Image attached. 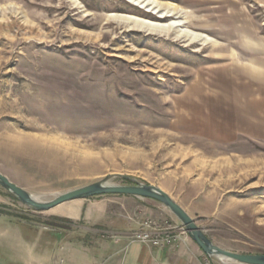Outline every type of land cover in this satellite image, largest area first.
I'll use <instances>...</instances> for the list:
<instances>
[{
  "label": "rangeland",
  "instance_id": "obj_1",
  "mask_svg": "<svg viewBox=\"0 0 264 264\" xmlns=\"http://www.w3.org/2000/svg\"><path fill=\"white\" fill-rule=\"evenodd\" d=\"M153 1L178 14L129 0H0V173L41 202L104 180L154 186L215 246L264 255V0ZM112 15L179 21L210 41ZM88 200L125 215L124 196ZM83 203L39 213L0 188L3 219L55 221ZM147 203L170 214L152 220L179 224Z\"/></svg>",
  "mask_w": 264,
  "mask_h": 264
},
{
  "label": "crops",
  "instance_id": "obj_2",
  "mask_svg": "<svg viewBox=\"0 0 264 264\" xmlns=\"http://www.w3.org/2000/svg\"><path fill=\"white\" fill-rule=\"evenodd\" d=\"M147 201L125 197L123 215L106 201L85 200L57 214L63 222L0 216V238L5 239L0 242V264H204L207 256L191 240L172 250L100 237L102 232L129 235L146 219L170 217Z\"/></svg>",
  "mask_w": 264,
  "mask_h": 264
},
{
  "label": "water",
  "instance_id": "obj_3",
  "mask_svg": "<svg viewBox=\"0 0 264 264\" xmlns=\"http://www.w3.org/2000/svg\"><path fill=\"white\" fill-rule=\"evenodd\" d=\"M0 188L8 192L23 206L39 213L49 211L67 202L88 200L107 195L153 200L160 203L177 219L190 240L208 258L227 260L237 264H264V255L238 254L215 246L204 234V231L198 227L195 220L169 195L154 186L143 184L113 185L104 180L61 194L49 202H41L0 173Z\"/></svg>",
  "mask_w": 264,
  "mask_h": 264
},
{
  "label": "bare ground",
  "instance_id": "obj_4",
  "mask_svg": "<svg viewBox=\"0 0 264 264\" xmlns=\"http://www.w3.org/2000/svg\"><path fill=\"white\" fill-rule=\"evenodd\" d=\"M129 1L142 8L148 9L151 12H155L159 14L160 15V17H158L159 19L165 20L166 18H168V16H176L178 14L176 8L173 7L171 8L169 5H164L163 3H159L153 0H129ZM109 20L118 25L125 26L128 29L141 31L148 34L163 35V36L174 34L175 37L178 38L179 40L182 39L189 43L203 42L204 44H206L208 41H210V39L203 34L196 33L187 29H180L183 24L175 20H171L166 23H156L142 18L127 16V15H112L109 17ZM4 28L5 27H2L0 25V30ZM17 30L22 32L25 29L23 26L19 25ZM36 38L42 39L40 35H36ZM76 39H81V38L77 37ZM228 39L233 40L232 38H228ZM95 40H97V38H95ZM230 46L232 45L230 44ZM235 46L237 45L235 44ZM214 50L220 51L222 50V48L218 47ZM229 58L230 61L234 60L233 56H229Z\"/></svg>",
  "mask_w": 264,
  "mask_h": 264
},
{
  "label": "built area",
  "instance_id": "obj_5",
  "mask_svg": "<svg viewBox=\"0 0 264 264\" xmlns=\"http://www.w3.org/2000/svg\"><path fill=\"white\" fill-rule=\"evenodd\" d=\"M102 239L119 242L122 239L127 244H142L157 249H178L180 246L190 240L185 229L177 224L172 225L167 222H160L152 219H146L140 224V228L129 235H120L111 232L100 233ZM204 264H211L210 258L204 259Z\"/></svg>",
  "mask_w": 264,
  "mask_h": 264
},
{
  "label": "trees",
  "instance_id": "obj_6",
  "mask_svg": "<svg viewBox=\"0 0 264 264\" xmlns=\"http://www.w3.org/2000/svg\"><path fill=\"white\" fill-rule=\"evenodd\" d=\"M13 199H15V198H13ZM55 221H57V222H63V220H60V219H55Z\"/></svg>",
  "mask_w": 264,
  "mask_h": 264
}]
</instances>
